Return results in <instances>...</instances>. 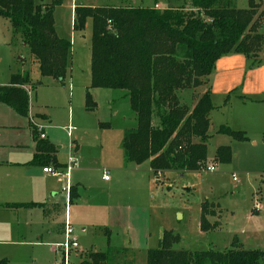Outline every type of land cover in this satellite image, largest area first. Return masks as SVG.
<instances>
[{
  "label": "trees",
  "instance_id": "trees-1",
  "mask_svg": "<svg viewBox=\"0 0 264 264\" xmlns=\"http://www.w3.org/2000/svg\"><path fill=\"white\" fill-rule=\"evenodd\" d=\"M264 2V0H258ZM231 0H191L196 13L185 16L180 11H157L145 8H86L73 10V31L85 29L91 20L90 88L125 91L136 128L125 131L123 150L126 160L135 165L148 162L155 177L160 172H197L207 160L209 113L214 110L211 93L206 89L215 63L228 54H239L260 62L258 54L264 36L256 33L254 20L258 4L249 0L245 10L234 9ZM35 5L34 0H0V18L10 23L38 64L39 75L52 78L60 85L70 63L71 45L57 37L53 10ZM264 18V10L259 14ZM203 17V18H202ZM263 25V23H262ZM261 25V26H262ZM27 75L14 74L8 87L0 88V104L27 117L28 98L23 86ZM204 90L195 106L179 101V93ZM229 101L227 97L224 105ZM95 105L85 94V109ZM218 133L234 141L245 142L243 132L220 127ZM35 166L61 168L55 148L46 141H37ZM215 160L229 164L228 146L218 147ZM69 201L74 189H69ZM35 208L40 205L6 206ZM210 205L200 207V230L209 232L206 216H214ZM180 243L178 235L165 232L159 247L146 254V264H264V251L243 250L233 240L226 252L173 249ZM129 250L109 247L105 253H89L79 264H133ZM0 264H6L1 261Z\"/></svg>",
  "mask_w": 264,
  "mask_h": 264
},
{
  "label": "crops",
  "instance_id": "crops-1",
  "mask_svg": "<svg viewBox=\"0 0 264 264\" xmlns=\"http://www.w3.org/2000/svg\"><path fill=\"white\" fill-rule=\"evenodd\" d=\"M54 1L34 0V3L44 7L49 6ZM156 2L153 9L157 11H180L183 13L190 11L196 13V10L191 5V0L188 6L179 9L168 7V3H166L169 2L168 0H164L162 3ZM231 2L234 4V0H231ZM56 4L53 10L54 29V12L57 7L63 4V0H59ZM125 4L128 5L125 7L112 5L106 8H146L143 5V0H128ZM77 5L76 1L71 3L72 13L78 7ZM90 6L84 3L80 5V7L87 8H91ZM149 7L147 6V8ZM55 33L58 38L62 39L57 34L56 29ZM258 59H260V62L253 64L252 60L243 55L228 54L215 63L205 89V91L207 89L210 91L211 102L214 107V110L208 116L209 124L212 120L216 122L218 115L222 114V110L231 113L225 121L217 123L219 125L218 130L220 127H227L232 131L245 134L251 129H255L257 132H261L264 129V59ZM71 60L72 55L70 54V63ZM255 66L258 69L253 70ZM14 74L27 75L29 78L27 88L22 87L28 98V112L27 117H21L7 105L0 104V219L2 217L11 219L14 214L22 212L26 215L40 212L44 220L52 222L55 220V226L51 228L52 230L45 232L49 237L58 240L50 247L51 253H56L59 250L57 245L63 243L64 224L67 222L73 229V238L76 240L78 248H83H81L80 252H77L79 254L82 253L81 255L76 254L78 256V264L84 253H105L109 247L129 250L131 254H134L133 264H135V250H139L145 255L148 251L155 250L150 249L146 243L153 235L150 232L149 220L143 221L132 216L129 218L122 216L121 212L128 208V203L123 200L118 201V199L111 200L117 185L122 184V182L120 179H116L115 183H112V178L109 177L110 172L119 174L126 181L128 188L136 192L146 189L148 186L147 179H150V177L151 183L156 182L159 177L158 175L157 177L153 175L148 162L135 165L126 160L122 146L123 135L125 131L136 128L134 114L131 112V121L126 124V127L123 128L124 124L122 127L120 126L123 129L120 130L121 136L119 139H116L117 144L113 150L115 154L104 156L102 154L104 150L102 146L99 151H96L94 149H97V146H87L84 141L79 140V137L73 138V132L76 130L73 127L74 118L70 105L73 96V86L71 83L66 86L65 81L68 71L63 85H61L63 91L67 90L68 92L67 102L65 103L63 92L58 86L60 84L52 78H43L39 75L38 64L31 57L28 47L23 44L22 39L18 35H13L10 23L5 20V22L0 23V88L8 87L10 78ZM34 77L35 79H33ZM96 90L98 89L90 88L89 63L88 85H84L82 90L84 92L85 112H89L85 109V94L90 91L89 96L91 97ZM122 92V96L128 99L126 92ZM186 92L188 91L180 93L185 94ZM203 93L204 90L199 93L198 98ZM216 97L221 99L228 97L229 101L226 105H224V102L221 103L222 105L220 103L215 105ZM198 98L193 102L191 108L195 106ZM61 110L64 111V120L59 112ZM93 110H96V108ZM31 120L44 128L45 140L42 141H46L55 148L54 157L61 166V168H56L57 170L64 172L70 154L76 157L77 164L70 172L68 185L65 177L59 179L43 174L42 169L49 166L40 167L31 164L33 157L37 154L36 143L40 141L39 134L30 125ZM62 122H64V125H60ZM97 129L100 131L98 134L100 133L101 135L102 133L104 135L105 133H112L114 124L111 122H97ZM217 134H219L218 131ZM219 135L221 136V134ZM232 141L234 140L231 139ZM253 144L255 145V142ZM227 146L229 147V145ZM88 149L94 150L96 154H91ZM102 164H106V166L101 167ZM95 172H100V182L102 183L100 192L92 180ZM165 172L174 171L160 172L159 175H163ZM104 173H107L109 178L107 181L102 179ZM176 173L184 175L188 172ZM51 179H55V184L51 182ZM67 186L74 189V199L72 201H69L70 193L67 196L65 191ZM53 191L55 193H52ZM95 192H99L101 195L104 194L106 200L93 201L92 195ZM23 205H40L41 207L6 208V206ZM209 205V210L214 213V216H206V220L210 225L216 226L213 230L206 233L200 230L199 208V232H196V240L206 235H221L225 231L227 247L224 252L231 248L233 240H236L238 246L243 250L264 251V245L259 246L253 242L250 243L241 239L237 233L227 229L218 203L213 202V204ZM258 209L255 208L253 213L257 214ZM127 210L132 211V207ZM89 229H91L90 232H88ZM165 232L167 231L163 227H155L156 249L159 247ZM172 234L178 235L180 238V243L176 245L178 246L177 250H188L181 245L186 237L181 236L182 234ZM96 239L97 245L94 244ZM37 240H40V237ZM186 246L190 248L188 245ZM101 248L104 249L102 250ZM206 248L204 251L210 250V244L206 245ZM211 250L216 251L215 249Z\"/></svg>",
  "mask_w": 264,
  "mask_h": 264
},
{
  "label": "rangeland",
  "instance_id": "rangeland-1",
  "mask_svg": "<svg viewBox=\"0 0 264 264\" xmlns=\"http://www.w3.org/2000/svg\"><path fill=\"white\" fill-rule=\"evenodd\" d=\"M75 1L78 3V7L81 3H84L88 6L91 5V8H100L111 7L112 5L125 7L128 5L125 4L128 0H63V4L57 7L54 12L57 34L71 43L70 54L72 60L67 70L68 74L65 82L66 86L69 83L73 86V96L70 104L74 118L73 127H75L74 130L76 129L73 132V138L79 137V140L84 141L87 146H97V149H94L96 151H99L102 146L104 149L102 154L109 156L115 154L113 150L117 144L116 139L121 136L120 130L131 121L130 104L128 99L122 96L123 92L120 90L98 89L90 97L96 110L85 112L84 92L82 90L83 86L88 85L89 81L92 23L91 20L87 19L83 32L73 31L72 20H74V15L70 5ZM162 1L164 0H143V5L146 7L145 9H153L155 2L162 3ZM168 1L166 2L168 7L173 9L185 8L184 6H188L190 2V0ZM253 1L258 4L257 14L254 18L257 26L256 33L264 36V18L259 16L264 10V2ZM248 2L249 0H234V4L230 2V5L234 9L245 10L248 8ZM147 6L150 7L147 8ZM190 13L188 11L184 15L188 16ZM2 22H5V20L0 18V23ZM258 56V58L264 59V43ZM255 69H258V67L255 66L253 70ZM27 85L23 88H27ZM58 86L63 92L66 103L68 92L67 90L63 91L61 85ZM187 91L185 94L179 93V101L182 105L186 106L187 104V107L191 108L202 90ZM224 99L216 97L215 105L223 103ZM59 112L64 120V111ZM221 112L222 114L218 115L216 122L215 120L210 121L207 133L209 137L207 141V160L197 172H188L184 175L176 172H165L163 175H158L159 177L154 183H151L150 177V179H147L148 186L146 189H141L138 192L128 188L126 181L119 174L109 173L112 183H115L116 179H120L122 182V184L117 185L111 200H123L128 203V208L132 207V211L125 208L121 215L127 218L132 216L143 221L149 220L150 232L153 235L146 243L150 249H156L157 247L154 230L156 226H160L167 232L182 234L181 236L186 237L184 240L188 242L184 241L185 244L184 242L181 244L185 247L184 249L204 251L207 249L206 245L210 244L209 249L224 252L227 247L225 231L221 235H206L199 240L195 239L196 232H199V208L205 200L209 204L218 203L222 210V218L229 231L237 233L241 239L250 243L253 242L259 246L264 245V129L261 132H257L255 129L245 132L248 139L246 142H231V139L227 136L217 134L219 127L217 123L225 121L231 114L223 110ZM97 122H111L114 124V130L112 133H105V135L104 133L102 135L98 134L100 131L97 129ZM63 123H60V125H64ZM123 124L124 126L121 128ZM30 125L36 132V125L39 124L31 120ZM253 142H255V145ZM227 145L231 148L232 161L229 164H220L213 156L217 147ZM88 150L91 154H96L94 150ZM208 164L216 167L214 172L204 171ZM103 166H106V164L101 165V167ZM232 174L236 175L237 181L232 180ZM92 180L100 192L102 189L100 172L93 173ZM51 182L55 184V179H51ZM99 192L92 195L93 201L106 200L105 195H101ZM52 193H55V191ZM255 208H259L257 214L253 213ZM54 226L55 220L53 222L44 220L40 212H34L31 215L22 212L14 214L11 219L2 217L0 219V262L4 261L6 264H64L61 249L57 250L56 253L50 252V247L58 240L49 237L45 233L47 230L51 231ZM90 231L91 229L88 230V232ZM39 237L40 240H37ZM94 244L97 245V239ZM186 245L190 248H187ZM177 247L174 246L173 249H178ZM81 248L76 251L72 250L69 253L67 264H78L76 254H82L77 253L83 249ZM134 253L135 264H146L145 253L139 250H135ZM88 254L84 253V256ZM132 256L134 257V254Z\"/></svg>",
  "mask_w": 264,
  "mask_h": 264
},
{
  "label": "built area",
  "instance_id": "built-area-1",
  "mask_svg": "<svg viewBox=\"0 0 264 264\" xmlns=\"http://www.w3.org/2000/svg\"><path fill=\"white\" fill-rule=\"evenodd\" d=\"M43 130H44V128L42 126L36 125V132L39 133L40 140H45V134H44ZM76 164H77L76 157L73 154H70L68 156L67 164L65 166L64 172H60L59 170H57L56 168L51 167V166L43 168L42 172H43V174H46V175L54 177V178L60 179V178L65 177L66 181H67V185H68L70 172L73 170V168L76 166ZM215 168H216L215 166L208 164V165H206L204 171L212 173L215 171ZM102 179L105 181H107L109 179L107 176V173L103 174ZM232 180L237 181V178L235 175H232ZM69 189H70L69 186H67V188L65 190L67 193V196L69 195ZM57 247L59 249H61L63 252L64 262H65L64 264H67V258H68L69 253L72 250H76L78 248V244H77L76 240L73 238V229L69 226V224L67 222H65V224H64L63 243L58 244Z\"/></svg>",
  "mask_w": 264,
  "mask_h": 264
},
{
  "label": "water",
  "instance_id": "water-1",
  "mask_svg": "<svg viewBox=\"0 0 264 264\" xmlns=\"http://www.w3.org/2000/svg\"><path fill=\"white\" fill-rule=\"evenodd\" d=\"M263 27H264V25H263Z\"/></svg>",
  "mask_w": 264,
  "mask_h": 264
}]
</instances>
